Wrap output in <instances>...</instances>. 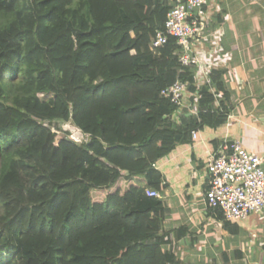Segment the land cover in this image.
<instances>
[{
  "label": "trees",
  "instance_id": "obj_1",
  "mask_svg": "<svg viewBox=\"0 0 264 264\" xmlns=\"http://www.w3.org/2000/svg\"><path fill=\"white\" fill-rule=\"evenodd\" d=\"M169 10L166 0H0V264L174 263L163 200L145 193L165 187L154 164L228 112L204 87L199 119L169 120L176 106L162 90L193 82L174 37L153 52ZM212 81L228 99L219 73ZM69 120L87 142L42 124Z\"/></svg>",
  "mask_w": 264,
  "mask_h": 264
},
{
  "label": "crops",
  "instance_id": "obj_2",
  "mask_svg": "<svg viewBox=\"0 0 264 264\" xmlns=\"http://www.w3.org/2000/svg\"><path fill=\"white\" fill-rule=\"evenodd\" d=\"M209 13L211 25L221 30L212 46L219 52L215 60L204 55L203 63L213 62L212 76H221L229 117L197 130V140L177 145L158 162L165 184V249L174 253L173 264H264V214L226 223L208 208L205 195L209 157L225 140H239L264 159V0H212ZM194 118L199 116L183 109L169 120L180 127Z\"/></svg>",
  "mask_w": 264,
  "mask_h": 264
},
{
  "label": "built area",
  "instance_id": "obj_3",
  "mask_svg": "<svg viewBox=\"0 0 264 264\" xmlns=\"http://www.w3.org/2000/svg\"><path fill=\"white\" fill-rule=\"evenodd\" d=\"M166 1L170 10L164 27L155 33L153 52L159 53L169 38L174 37L179 52V74L196 70V77L193 74V82L178 77L161 94L176 106L175 112L186 109L193 117H198L201 92L208 87L214 95L215 109H222L224 94L213 85V62L203 63L204 55L215 60L214 54L219 52V48H212L214 39L221 34V30L210 23L212 0ZM196 78H202L201 82ZM192 86L196 90H192ZM59 123L68 126L72 132L70 139L77 144L89 140V134L72 120L42 122L45 127L61 134ZM192 138L198 139V131H193ZM154 166L157 168L158 162ZM207 169L209 182L205 195L209 209L220 212L224 220L230 222L242 221L251 213L264 214V159L260 155L248 151L239 140H225L210 155ZM145 193L149 197H162L160 191L152 188H146Z\"/></svg>",
  "mask_w": 264,
  "mask_h": 264
},
{
  "label": "rangeland",
  "instance_id": "obj_4",
  "mask_svg": "<svg viewBox=\"0 0 264 264\" xmlns=\"http://www.w3.org/2000/svg\"><path fill=\"white\" fill-rule=\"evenodd\" d=\"M59 125L60 126H59L58 129L61 131L60 133L66 135L68 138H70L72 132L70 131V129L68 128V126L65 125V124H62V123H59Z\"/></svg>",
  "mask_w": 264,
  "mask_h": 264
}]
</instances>
